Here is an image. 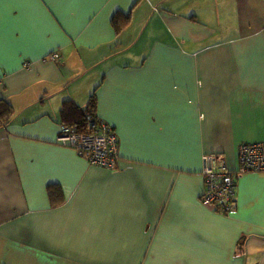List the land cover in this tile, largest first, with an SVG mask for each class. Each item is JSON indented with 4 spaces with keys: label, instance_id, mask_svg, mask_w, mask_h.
<instances>
[{
    "label": "crops",
    "instance_id": "1",
    "mask_svg": "<svg viewBox=\"0 0 264 264\" xmlns=\"http://www.w3.org/2000/svg\"><path fill=\"white\" fill-rule=\"evenodd\" d=\"M136 1L0 0V264H264V173L228 215L201 200L204 155L234 170L264 142V0ZM95 88L111 171L56 142L62 102Z\"/></svg>",
    "mask_w": 264,
    "mask_h": 264
},
{
    "label": "built area",
    "instance_id": "2",
    "mask_svg": "<svg viewBox=\"0 0 264 264\" xmlns=\"http://www.w3.org/2000/svg\"><path fill=\"white\" fill-rule=\"evenodd\" d=\"M58 54L51 53L48 61H57ZM28 64L25 63L24 66ZM86 132L60 125L56 142L83 157L89 165L108 171L117 167L118 139L112 127L101 119L89 125ZM264 173V142L242 144L237 152V167L230 170L224 156L208 154L202 157L203 191L201 200L223 215L235 209L236 178L244 173Z\"/></svg>",
    "mask_w": 264,
    "mask_h": 264
},
{
    "label": "trees",
    "instance_id": "3",
    "mask_svg": "<svg viewBox=\"0 0 264 264\" xmlns=\"http://www.w3.org/2000/svg\"><path fill=\"white\" fill-rule=\"evenodd\" d=\"M139 1L140 0H137L136 4ZM130 19V15H123L119 12L113 15V17L111 18V26L116 35L120 34L129 25ZM50 55L51 54L47 55L46 59ZM58 56L59 59L57 61L61 59L59 54ZM96 88L89 96L88 102L85 107H80L73 101L67 100L62 102L57 116L59 125L74 129L76 132L88 131V129L90 128L89 125L95 123L98 120L96 116ZM13 115L14 109L12 105L8 101L0 99V129L7 126L11 122ZM46 192L49 206L51 208H55L63 203V194L59 186L50 184L46 187ZM241 241L242 240H240L237 248L240 247Z\"/></svg>",
    "mask_w": 264,
    "mask_h": 264
},
{
    "label": "rangeland",
    "instance_id": "4",
    "mask_svg": "<svg viewBox=\"0 0 264 264\" xmlns=\"http://www.w3.org/2000/svg\"><path fill=\"white\" fill-rule=\"evenodd\" d=\"M139 25H141V24H138V23L135 24V26H134V28H133L131 34H130V36H131L132 38H133V36H137V35L139 34V32H140V31H139L140 29L138 30V26H139ZM142 25H143V24H142ZM142 34H143V33H141V34H139V35H142ZM146 36H147V35H146ZM143 38H146V37H143ZM139 39H140V38H137V40H139ZM148 40H149L148 38L145 39V40H142V41H141V44H142V43H145V42L148 41ZM121 44H122V43H121Z\"/></svg>",
    "mask_w": 264,
    "mask_h": 264
}]
</instances>
